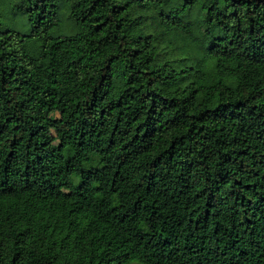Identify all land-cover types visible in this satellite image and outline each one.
<instances>
[{
  "label": "trees",
  "instance_id": "16d2710c",
  "mask_svg": "<svg viewBox=\"0 0 264 264\" xmlns=\"http://www.w3.org/2000/svg\"><path fill=\"white\" fill-rule=\"evenodd\" d=\"M0 264H264V0H0Z\"/></svg>",
  "mask_w": 264,
  "mask_h": 264
}]
</instances>
